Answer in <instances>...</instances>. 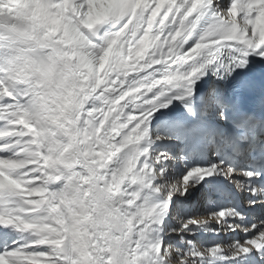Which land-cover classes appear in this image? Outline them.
Wrapping results in <instances>:
<instances>
[{
    "label": "snow or ice",
    "instance_id": "snow-or-ice-1",
    "mask_svg": "<svg viewBox=\"0 0 264 264\" xmlns=\"http://www.w3.org/2000/svg\"><path fill=\"white\" fill-rule=\"evenodd\" d=\"M0 264H264V0H0Z\"/></svg>",
    "mask_w": 264,
    "mask_h": 264
},
{
    "label": "bare ground",
    "instance_id": "bare-ground-1",
    "mask_svg": "<svg viewBox=\"0 0 264 264\" xmlns=\"http://www.w3.org/2000/svg\"><path fill=\"white\" fill-rule=\"evenodd\" d=\"M154 146H156V145H153L152 147H154ZM169 163V162H168ZM178 166L179 165H177L176 166V168H178ZM180 174V173H179ZM179 174H177V173H172V177L174 176V178H177L178 177V175ZM194 190V189H193ZM186 197H187V195H186ZM209 210H211V209H209ZM173 211H174V209H173ZM183 214V217L182 218H188L190 215H198V216H204V215H207V211L206 210H204L203 208H201V209H199V210H197L196 208H189L188 207V213L186 214V213H182ZM170 218V217H169ZM214 226H215V229H216V224H213V223H211V224H208V225H206L205 226V229L206 228H209V230L210 231H212L213 229L212 228H214ZM164 230H166V227H165V225H164ZM165 233V231H163V233L161 234V235H163ZM172 237H173V235H172ZM232 238V237H231ZM222 240V241H221ZM221 240H219V239H213V240H211V241H209V242H206L205 244H203L204 246H210L212 243H215V242H228V241H226L224 238L223 239H221Z\"/></svg>",
    "mask_w": 264,
    "mask_h": 264
},
{
    "label": "rangeland",
    "instance_id": "rangeland-1",
    "mask_svg": "<svg viewBox=\"0 0 264 264\" xmlns=\"http://www.w3.org/2000/svg\"><path fill=\"white\" fill-rule=\"evenodd\" d=\"M167 166H168V165H167ZM174 169H175V168H171V169H170V173H173V174H174V172H173ZM175 173H177V174L180 173V174H181V172H180V171L178 172V170L175 171ZM171 175H172V174H171ZM172 178H174V176H173ZM184 219H187V218H184ZM181 220H182V219H181ZM184 236H185V234H184ZM175 237H176L175 240L178 241V240H179V237L176 236V235H175ZM186 238H187V237L185 236V239H186ZM194 239H195V238H194Z\"/></svg>",
    "mask_w": 264,
    "mask_h": 264
}]
</instances>
